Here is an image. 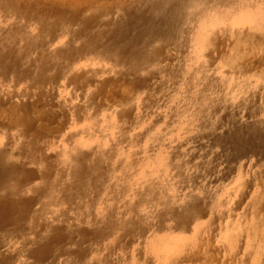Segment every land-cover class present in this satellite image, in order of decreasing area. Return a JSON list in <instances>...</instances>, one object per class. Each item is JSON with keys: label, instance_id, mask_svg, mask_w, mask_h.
Returning a JSON list of instances; mask_svg holds the SVG:
<instances>
[{"label": "rangeland", "instance_id": "374dc122", "mask_svg": "<svg viewBox=\"0 0 264 264\" xmlns=\"http://www.w3.org/2000/svg\"><path fill=\"white\" fill-rule=\"evenodd\" d=\"M240 1L0 0V264H264Z\"/></svg>", "mask_w": 264, "mask_h": 264}, {"label": "bare ground", "instance_id": "6f19581e", "mask_svg": "<svg viewBox=\"0 0 264 264\" xmlns=\"http://www.w3.org/2000/svg\"><path fill=\"white\" fill-rule=\"evenodd\" d=\"M241 2V10H245V9H247V8H251V7H247V5L244 3L245 1H243V0H241L240 1ZM77 6V5H76ZM252 9V8H251ZM251 11H253V12H257V11H254V9H252ZM259 12V11H258ZM251 13V12H250ZM56 60V59H55ZM55 65V64H54ZM89 122V121H88ZM77 133V132H76ZM79 134V133H78ZM118 134V133H117ZM79 144V143H78ZM81 144V143H80ZM89 151V150H88ZM76 158V157H75ZM24 200H26V199H24ZM142 233V232H141Z\"/></svg>", "mask_w": 264, "mask_h": 264}]
</instances>
